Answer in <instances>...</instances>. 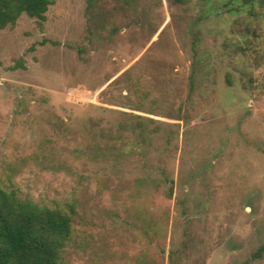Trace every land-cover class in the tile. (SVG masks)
Returning a JSON list of instances; mask_svg holds the SVG:
<instances>
[{"label":"rangeland","instance_id":"1","mask_svg":"<svg viewBox=\"0 0 264 264\" xmlns=\"http://www.w3.org/2000/svg\"><path fill=\"white\" fill-rule=\"evenodd\" d=\"M89 1L0 29V184L68 264H264V0Z\"/></svg>","mask_w":264,"mask_h":264},{"label":"trees","instance_id":"2","mask_svg":"<svg viewBox=\"0 0 264 264\" xmlns=\"http://www.w3.org/2000/svg\"><path fill=\"white\" fill-rule=\"evenodd\" d=\"M56 0H0V29L12 27L26 14L42 25ZM221 8L230 12L248 10L253 14L259 0H222ZM93 0L89 1L91 4ZM23 65L22 63H20ZM194 73L191 74V83ZM181 110V107H179ZM142 141L148 138L140 129ZM153 179L157 186L169 185L173 195V179ZM75 208L51 207L23 196L16 186L0 184V264H68L67 246L73 233Z\"/></svg>","mask_w":264,"mask_h":264}]
</instances>
